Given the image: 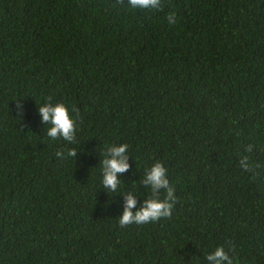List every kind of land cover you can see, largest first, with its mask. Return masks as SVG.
Instances as JSON below:
<instances>
[{
    "label": "trees",
    "instance_id": "obj_1",
    "mask_svg": "<svg viewBox=\"0 0 264 264\" xmlns=\"http://www.w3.org/2000/svg\"><path fill=\"white\" fill-rule=\"evenodd\" d=\"M45 103L72 142L46 136ZM122 144L111 192L101 162ZM156 162L171 216L121 228ZM218 246L264 264V0H0V264H209Z\"/></svg>",
    "mask_w": 264,
    "mask_h": 264
},
{
    "label": "clouds",
    "instance_id": "obj_2",
    "mask_svg": "<svg viewBox=\"0 0 264 264\" xmlns=\"http://www.w3.org/2000/svg\"><path fill=\"white\" fill-rule=\"evenodd\" d=\"M118 3H123L124 0H117ZM129 8L134 10H162V0H127ZM169 24L175 23L176 13L170 12L167 16ZM17 110L20 111L19 102L16 103ZM75 111V109H74ZM38 114L42 124L51 125L46 136L56 140L63 139L67 142L74 140L75 123L69 116L68 109L63 104L45 103L38 108ZM128 145L122 144L119 146H109L105 152V159L102 164V185L105 189L116 192L121 184L117 179V174L126 172L129 169L127 163L129 156L127 155ZM246 151H252V145H248ZM76 150L71 149L67 152L68 157H75ZM57 157L64 158V152L56 153ZM248 157L240 159L239 163L244 171H250ZM144 187L150 188L152 196L142 202L139 210L137 208V199L129 193L125 196L123 212L119 216V226L125 228L133 223L140 225L149 222H155L160 218L171 216L172 208L176 203L174 197V189L169 186L167 179V170L160 162H156L146 170L144 179L141 182ZM166 191V197L163 200L158 198L161 190ZM205 259L209 264H235L234 258L230 257L223 246H218L212 253L206 255Z\"/></svg>",
    "mask_w": 264,
    "mask_h": 264
}]
</instances>
